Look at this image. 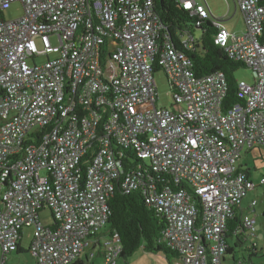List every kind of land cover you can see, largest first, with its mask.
<instances>
[{
	"label": "built area",
	"instance_id": "2783aa9c",
	"mask_svg": "<svg viewBox=\"0 0 264 264\" xmlns=\"http://www.w3.org/2000/svg\"><path fill=\"white\" fill-rule=\"evenodd\" d=\"M13 3L24 15L7 20ZM181 3L253 73V83L237 81L241 102L227 111L226 76L195 75L193 35L176 48L155 0H0V264L29 227L36 264H119L120 237L100 234L116 187L140 191L163 216L173 264H224L228 222L255 188L237 163L244 149L264 148V4L235 0L240 35L205 0ZM155 65L172 109L157 105ZM46 209L53 224L40 220ZM242 225L256 237V218Z\"/></svg>",
	"mask_w": 264,
	"mask_h": 264
},
{
	"label": "trees",
	"instance_id": "16d2710c",
	"mask_svg": "<svg viewBox=\"0 0 264 264\" xmlns=\"http://www.w3.org/2000/svg\"><path fill=\"white\" fill-rule=\"evenodd\" d=\"M181 1L182 0H155V10L165 27L164 36L169 38L176 48L184 50L180 42V36L186 30L200 24L202 36L194 50L186 51V54L193 62L192 68L196 76L201 77L216 72L224 73L228 81V94L223 101V110L227 111L236 102H241L238 97L236 87L237 80L234 74L236 70L247 67L239 64V62L231 60L224 49L216 46L213 41L216 30L212 26L210 20L200 21L192 15L191 11L183 8ZM262 3L264 4V0H262ZM154 69L155 72L161 70L157 65H155ZM128 156L132 158L133 155ZM125 162L129 163L128 160H125ZM137 165L138 161L134 159L132 166L136 167ZM246 171L249 174V170ZM165 180L169 182L170 178L165 177ZM180 187L189 190L188 185L179 186V188ZM197 202L199 217L196 220V228L198 229L201 227L202 209L200 205L201 202ZM108 203L111 209V215H109L108 220V232L112 236L118 234L120 237L122 248L121 260L124 264H127L139 249H142L148 254L162 253L170 263L178 257V254L172 252V250L168 248L169 246L162 241V232L165 228L163 216L146 203V199L140 191H134L128 194L120 187H116L109 196ZM240 219L241 218L236 216L235 213V216L229 220L226 237L238 231H242V233L247 232V234H249V231L243 227ZM20 242L17 251L14 253H21ZM231 249H228L226 255L232 253ZM80 264L83 263L80 262ZM94 264H96V262H94Z\"/></svg>",
	"mask_w": 264,
	"mask_h": 264
},
{
	"label": "rangeland",
	"instance_id": "374dc122",
	"mask_svg": "<svg viewBox=\"0 0 264 264\" xmlns=\"http://www.w3.org/2000/svg\"><path fill=\"white\" fill-rule=\"evenodd\" d=\"M211 11L216 18H223L225 14L232 12L234 3L232 0H207ZM197 3H200L201 0H196ZM22 15H24V9L21 3H13L11 7L3 14V17L7 20H15L20 18ZM243 21L241 20V15L239 12L235 15V17L228 21L227 23L224 22V24H230V26L233 27V30L242 31ZM190 30L193 32L195 42L202 36V30H199L197 28L192 27ZM41 45L38 43V47ZM46 60H40V63H43ZM235 78L239 82H247L249 84L254 82L253 73L251 69L249 68H240L236 70L235 72ZM155 82L157 85L158 90V100L157 105L159 108H166V109H172L173 108V99H172V91L170 88V85L168 83V79L166 75L163 73L162 70H159L155 72ZM145 165L147 167H150V161L144 160ZM237 165L244 170H249L250 179L252 183L254 184L255 188L248 191L247 197L243 200L246 209V204L248 201L250 203L256 201L257 205L255 207L254 212L249 213L248 209L246 210V213L251 218H256V238H253L252 241H248V246L252 244H256L258 246V252L256 256L252 257V263L254 264H264V148H256L253 150L244 149L241 153V158L239 159ZM40 220L43 224H53V218L51 215V211L49 209L44 210L40 213ZM109 230V227L106 226L103 230H101L100 234L105 235V233ZM232 237L229 235L227 237ZM33 240V229L32 227L24 228L22 231V242L21 248L22 253H13L8 257V264H36V261L33 259L31 254L29 253L30 244ZM230 243L233 244L232 239H229ZM242 248L234 247V251L240 254V258L242 259V255L245 256L244 260L250 264V253L248 251V248H246V243H244ZM97 252L98 250L95 249ZM229 257H232V254L227 255ZM103 260L102 257H98L97 261L101 263ZM169 260L166 258V256L162 253L160 254H148L145 253L142 249H139L134 256L128 261L127 264H169ZM119 264H124V262L121 260L119 261Z\"/></svg>",
	"mask_w": 264,
	"mask_h": 264
},
{
	"label": "crops",
	"instance_id": "0c3cea01",
	"mask_svg": "<svg viewBox=\"0 0 264 264\" xmlns=\"http://www.w3.org/2000/svg\"><path fill=\"white\" fill-rule=\"evenodd\" d=\"M196 1V0H195ZM207 3H208V1L207 0H205ZM233 1V3H234V7H233V10H232V12H230V10L228 11V13L227 14H225V16L223 17V18H219L221 21H222V23H223V25L225 26V28L230 32V33H232V34H240V35H242V34H244L245 33V31H246V27H245V24H244V18H243V16H242V14H241V11H240V9L238 8V6H237V4L235 3V0H232ZM203 2H204V0H201V2L200 3H197V4H203ZM227 2H228V4H229V1L227 0ZM209 4V3H208ZM230 5V4H229ZM209 7H210V5H209ZM211 9V8H210ZM212 12V11H211ZM237 12H239L240 13V15H241V20L243 21L242 23H243V26H244V28H243V30L242 31H237V30H233V27L232 26H230V24L228 23V24H224V22H228V21H230V20H232L234 17H235V15L237 14ZM218 19V18H217ZM196 28V27H195ZM197 29H199V30H202L201 28H197ZM187 32H190L192 35H193V38H194V34H193V32L190 30V29H188V30H186ZM200 40V38L197 40V42H195L194 43V45L196 46L197 45V43H198V41ZM195 46H194V48H195ZM250 172H249V178H250ZM251 180V179H250ZM243 204H244V201L242 202V204H240V206L236 209V216H239L241 219V221H242V219L246 216V215H248L247 213H246V210L248 209V211H249V205L251 204L250 203V201H248L247 202V204H246V209L244 208L245 206H243ZM249 213H251L250 211H249ZM231 236L232 237H230L231 239H232V242L234 243V247H236L235 249H237V248H242L243 249V244L244 243H246V248H248V251H249V255H250V264H254V263H252V257L253 256H256V254H257V250H258V246L256 247V248H254V244H252V245H250V246H248L247 244H248V241L250 240V241H252V239L253 238H256V237H250L249 236V234H247V232L245 233H242V231H238L237 233H235V234H231ZM228 237V236H227ZM227 237H226V240H227V243H228V245H229V248L232 250L231 252V254H232V257H229V256H227V255H229V254H227L226 256H225V259H224V264H248V262L246 261V260H244V257L245 256H243L242 255V259L240 258V254L238 253V255H236L237 253L233 250L234 249V247H233V244H231L230 243V241H229V239L230 238H228L227 239ZM240 239V240H239ZM21 242H22V240H21ZM20 246H21V243H20ZM21 253H22V248H21ZM175 262V260H173L171 263L169 262V264H173Z\"/></svg>",
	"mask_w": 264,
	"mask_h": 264
}]
</instances>
